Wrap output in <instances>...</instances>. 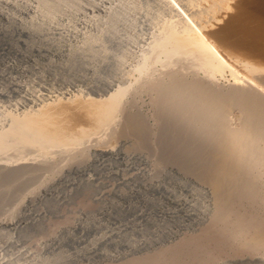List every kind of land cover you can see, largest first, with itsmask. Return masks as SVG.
Masks as SVG:
<instances>
[{"label": "bare ground", "instance_id": "1", "mask_svg": "<svg viewBox=\"0 0 264 264\" xmlns=\"http://www.w3.org/2000/svg\"><path fill=\"white\" fill-rule=\"evenodd\" d=\"M152 1L150 4L162 13V21L152 32L140 61L134 67L137 75L132 84L109 85L108 96L104 98L83 93L48 95L42 92L37 99H26L35 102L37 107L22 111H0L3 117L0 124V156L7 154L0 159V177L14 182L13 186L38 177L40 185H46L45 189L52 191L53 181L62 184L65 172L77 169L78 172L82 170L80 178L85 181L77 184V192L81 194L87 195L99 186L104 187L103 191L109 197L111 194L118 195L117 198L137 195L142 202L151 203V198L145 196L149 190L156 188L150 171L145 169L140 171L142 174L132 175L126 185L120 180V184L116 182L118 185H115L111 181H96L99 176L93 181L95 177H88L90 174L87 176V169H82V164L78 162L83 161L80 157L85 158L93 147L95 150L99 148L103 154L114 152L119 146L129 147L128 134L131 128L144 134V126L148 124L145 117L139 115L141 113L129 112V107L134 105H131L133 99L130 100L129 96L134 92H149L154 95L152 100L159 110L158 122L166 126V175L181 172L186 179L197 180L200 195L212 201V208L206 207L202 212L208 226L192 238L163 250L166 252L157 253L159 256L156 258V254L152 255L155 258L152 259L153 264H181L189 252L194 253L192 258L198 264H213L216 254L228 249L230 254L233 252L242 257L264 256V0ZM4 2L10 4L9 0ZM3 7L0 8V16L5 21H14L16 16H11ZM23 26L26 27L24 23ZM33 27H26L28 29H23V32H34ZM16 51L18 53L17 48ZM23 52L19 54L25 56ZM0 93L6 95L4 91ZM145 145L142 143L139 146ZM31 151L36 153L32 154ZM154 152L157 153L156 149ZM140 153L138 157L141 160L149 158V155ZM61 158L67 159L71 165L60 163ZM72 162H78L81 168L77 164L72 166ZM69 166H72L71 170ZM32 180L24 184H32ZM131 180L140 184L131 186ZM121 183L130 190H124ZM7 185L12 186L9 183ZM30 189H34L33 186ZM33 191L17 194L12 217L6 218L7 221L1 218L0 226L12 225L16 212H21L20 223L27 220L22 214L23 209L30 204L35 206L42 199L40 191L38 194L36 190ZM2 192L1 189L0 210L9 200L5 195L1 196ZM104 192L99 200L109 205V209L120 208L121 203L107 199ZM31 193L30 200L28 195ZM47 196L57 197L55 192ZM57 199L60 203L61 199ZM84 202L79 208L84 212L81 215L85 216L91 201ZM72 219L69 217L65 224H59L58 227L66 225L67 232L71 227H88V223ZM55 226L53 228L57 230ZM52 231L50 238L58 239L61 231Z\"/></svg>", "mask_w": 264, "mask_h": 264}, {"label": "rangeland", "instance_id": "2", "mask_svg": "<svg viewBox=\"0 0 264 264\" xmlns=\"http://www.w3.org/2000/svg\"><path fill=\"white\" fill-rule=\"evenodd\" d=\"M4 1L0 2L1 7L4 4L3 9H6L11 16H16L14 18L16 21L7 19L5 21L0 16V25L3 26V28L0 26V92L6 93V95L0 93V111H22L37 107L35 102L26 99H37L42 92L48 95L83 93L104 98L108 96L109 85L132 84L137 75L134 67L140 61L152 32L162 21V13L150 4L153 3L152 0H14L16 3L9 0V5ZM21 21L28 28L34 25L32 30L35 28L36 32H31L32 35L23 32V29L28 28L23 26ZM6 22L11 24L6 27ZM16 24H20L23 28ZM5 27L9 28L10 32ZM3 31L7 34L4 35ZM9 36L11 38H8ZM2 45L7 47L3 48ZM22 51L26 53L25 56L19 54ZM137 94L134 92L129 96L130 100L133 99L130 101L131 105H136V107L133 105V108L130 106L129 112L136 111L135 113H141L139 115L145 117L148 125L144 126V134L131 128L128 134L129 147L119 146L118 150L109 154L106 152L103 154L104 152L98 147L100 151L93 147L89 150L90 155L87 154L85 158L80 157L83 161L78 162L82 164V169L83 167L87 169V176L88 173L90 174L88 177H95L93 181L99 176L96 181L101 183L111 181L115 185L120 182H126V185L132 179V175L142 174L140 171L145 169L150 171L156 188L149 190L145 196L151 198V203H144L137 195L135 197L131 193H128L131 196L127 198L119 197V199L118 195L113 196V194L109 197L103 191L104 187L98 186L103 184L97 182L95 183L99 188L94 187L95 189H92L94 191L89 192L91 195L87 193L85 196L77 192V184L84 181L80 178L82 170L79 173L77 169L69 171L68 168H72L73 164L76 165L78 162H72V166L66 168L68 171L66 170L64 178H60L62 184L60 181L52 182L53 189L52 187L50 189L55 192V196L59 194L55 198L54 196L46 198L48 193L53 192L45 189L46 185H40L38 177L36 180L30 178L34 181L32 184H24L27 180L31 182L26 179L22 181L23 185L15 183L14 186V182L2 180L0 177V185H2L0 192L1 189L4 191L1 196L3 194L9 199L4 204L5 207L2 206L0 210L2 221L12 217V209L18 193L29 194V191L36 190V193L40 191L39 196L43 195L40 196L42 201L35 204L38 206L30 204L27 206L28 209H23L25 213L22 214H25L28 221L24 218L26 221L20 223L21 212H16L12 218V225L0 226V264H145L146 260L151 262L146 264H153L157 253L166 252L163 250L175 247L182 240L192 238L208 226L206 224L208 221L204 220L202 212L206 207L212 208V201L200 195L197 180L186 179L181 172L166 175V126L163 127L162 123L158 122L159 110L154 106L152 100L154 95L149 92H141V94L137 92ZM2 122L3 117L0 114V124ZM142 143L144 145L146 143V148L144 146L140 148L139 145ZM155 149L157 153L154 152ZM140 152L149 155V158H146V161L141 160L138 157V154H142ZM4 157L0 156V159ZM60 160L62 161L60 163H68L67 159ZM78 164L76 166L81 168V164ZM71 179L75 180L70 181ZM6 182L12 186H8ZM137 184L140 183L131 180V186ZM24 185H28L29 188ZM75 185L76 187H73ZM125 185L121 186L124 190L128 189ZM32 186L34 189H30ZM40 188L43 190H39ZM66 188L71 190V194ZM167 189L171 191L168 192ZM103 192L107 199L121 203L120 208L109 209V205L99 200ZM31 195L32 193L28 195L30 200ZM50 198L52 203L48 201ZM57 198L61 199L59 200L61 204L56 201ZM84 199L87 202H84ZM94 200L97 202L93 203ZM82 201L84 203L91 201L89 212L88 214L86 212L85 216L81 215L84 212L82 213L79 208L83 205ZM98 201H101L100 205L97 204ZM102 203L103 207H101ZM32 209L34 210L31 211ZM69 217L73 218L71 221L88 223V227L86 229L71 227L68 232L66 225L58 227L59 224H65ZM17 224L20 228L16 227ZM55 225L58 227L57 230L53 228ZM51 231L52 233L61 231L58 239L50 238ZM228 251L217 253L213 264H264L262 254L242 257L233 252L230 254ZM192 253H186L184 258L186 261L183 259L181 264L187 263L188 259V264L191 259L190 264H198L192 258Z\"/></svg>", "mask_w": 264, "mask_h": 264}]
</instances>
